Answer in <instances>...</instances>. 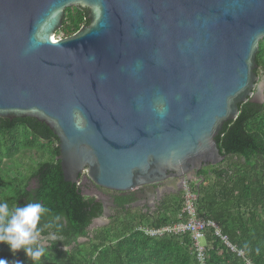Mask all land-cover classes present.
Masks as SVG:
<instances>
[{
  "label": "water",
  "instance_id": "1",
  "mask_svg": "<svg viewBox=\"0 0 264 264\" xmlns=\"http://www.w3.org/2000/svg\"><path fill=\"white\" fill-rule=\"evenodd\" d=\"M71 6L88 24L53 38ZM263 39L264 0H0V117L48 127L64 182L160 200L224 159L238 104L264 102Z\"/></svg>",
  "mask_w": 264,
  "mask_h": 264
},
{
  "label": "trees",
  "instance_id": "2",
  "mask_svg": "<svg viewBox=\"0 0 264 264\" xmlns=\"http://www.w3.org/2000/svg\"><path fill=\"white\" fill-rule=\"evenodd\" d=\"M86 24L87 9L71 6L64 10L57 33L70 36ZM255 62L254 72L260 77L264 75V39L259 41ZM215 141L224 159L200 169L190 182L196 194L195 214L214 221L228 241L243 251V258L206 230V264H264V102L238 104V116L222 125ZM23 151L39 156V161L24 174L16 168H12L14 175L4 172V161L14 160ZM58 153V138L43 123L31 117H0V201L10 209L42 203L50 210L38 225L43 227L42 238L53 233L58 237L44 245L46 255L39 264H198L189 234L150 237L138 229L185 221L181 191L163 196L151 212L131 207L132 196L113 192L107 223L89 231L88 226L102 214V202L85 193L87 184L63 181L55 160ZM57 215L60 220L54 222ZM48 223L53 227H44ZM0 258L10 264L14 260L33 264L23 250L13 256L3 244Z\"/></svg>",
  "mask_w": 264,
  "mask_h": 264
},
{
  "label": "clouds",
  "instance_id": "3",
  "mask_svg": "<svg viewBox=\"0 0 264 264\" xmlns=\"http://www.w3.org/2000/svg\"><path fill=\"white\" fill-rule=\"evenodd\" d=\"M76 127L82 130L79 122ZM49 212L50 210L40 202H30L10 209L7 202L0 201V244L6 245L13 256L23 250L26 258H30L33 264H39L41 257L46 255V248L41 243L43 227L38 225L42 216ZM59 220L58 215L53 218L54 222ZM44 227L52 228L53 223H48ZM50 238L58 239L55 233ZM259 251L257 248V254ZM0 264H10V262L0 258ZM11 264H23V261L14 260Z\"/></svg>",
  "mask_w": 264,
  "mask_h": 264
},
{
  "label": "built area",
  "instance_id": "4",
  "mask_svg": "<svg viewBox=\"0 0 264 264\" xmlns=\"http://www.w3.org/2000/svg\"><path fill=\"white\" fill-rule=\"evenodd\" d=\"M53 38H55V35ZM195 180L196 179H185L180 185V191L182 192L183 199L181 213L186 216L185 221L161 226L158 228L139 226L138 229L150 237L189 234L192 240V251L198 264H206L207 262L208 252L204 238L205 231L211 230L213 236L219 239L221 243L229 249L230 252L235 253L236 256L243 258V251L236 248L228 241L227 237L221 233L220 228L214 221L198 218L196 216L194 208L196 194L190 187V182ZM200 241H202V243Z\"/></svg>",
  "mask_w": 264,
  "mask_h": 264
},
{
  "label": "rangeland",
  "instance_id": "5",
  "mask_svg": "<svg viewBox=\"0 0 264 264\" xmlns=\"http://www.w3.org/2000/svg\"><path fill=\"white\" fill-rule=\"evenodd\" d=\"M58 37H61V34L60 33H57L56 32V35H55V38H58ZM263 78L260 76L259 77V81H261ZM39 161V156H36L34 155L33 153H30V152H21L20 155H18L14 160H6L4 161V164H3V170L4 172L8 173V174H13L14 173V168H16L19 172V174H24L25 171H27L29 169V167L33 166L34 164H36L37 162ZM13 168V169H12ZM14 175V174H13ZM88 187L90 188H95L98 192L102 193L104 196H107V194H113L112 191H109V190H106V189H101V188H98L96 186H92L91 183H89ZM0 191H2V189L0 188ZM86 192H88L87 194H90V196H97L98 199H101L99 198L98 194L92 192L90 189L87 190ZM85 192V193H86ZM168 193H164L163 196L165 195H169V194H172V193H178L180 192V190L178 191H173V190H170V191H167ZM0 196H1V192H0ZM161 196V198L163 197ZM103 200L104 202H108V200H106V197H103ZM109 208V215L111 214V211H110V208H112L111 206H107ZM134 208H140L142 211H145L144 209H147L145 207H140V206H133ZM154 209V207H151L149 208V212H151L152 210ZM101 220L104 221V223H102L103 225H105L107 223V220L105 218H101ZM102 224H99V225H95L96 228L97 227H100L102 226ZM95 228V227H94ZM48 240H51V239H42L41 240V243L43 245H47V241ZM83 239L79 240V241H82ZM202 243V241H200Z\"/></svg>",
  "mask_w": 264,
  "mask_h": 264
},
{
  "label": "flooded vegetation",
  "instance_id": "6",
  "mask_svg": "<svg viewBox=\"0 0 264 264\" xmlns=\"http://www.w3.org/2000/svg\"><path fill=\"white\" fill-rule=\"evenodd\" d=\"M262 77V76H261ZM190 178L191 179H196L197 178V175H195L194 173H192L191 175H190ZM81 183H83V184H87V185H89V183H91V182H89L88 180H83ZM92 184V183H91ZM92 186H94L93 184H92ZM162 187H163V185H161ZM161 186H159V187H161ZM165 187L167 186V185H164ZM92 192H96L98 195H99V198H101V199H99L100 201L101 200H103V197H106V200H108V202H110L111 203V207L113 206V204H112V201L111 200H109V196L111 195V194H107V196H104L102 193H100V192H98L95 188H89ZM89 189H86V191L87 190H89ZM166 190L167 191H170V190H173V191H178V190H176L175 188H174V186L173 185H168L167 187H166ZM180 190V189H179ZM165 192H163V194H164ZM126 194H128V195H130V196H132L133 197V201L130 203V206L131 207H133V206H140V207H145V208H151L152 206L154 207V205L159 201V200H156V196H154L152 199H150L148 202H147V199H142V198H140L141 196L140 195H142L143 194V192L141 191V190H137V191H133V192H129V193H126ZM161 199V198H160ZM107 202V203H108ZM145 211H146V209H144ZM101 217V216H100ZM99 218V217H98ZM50 235H52V234H50ZM49 236V235H48ZM43 239H44V237H43Z\"/></svg>",
  "mask_w": 264,
  "mask_h": 264
}]
</instances>
